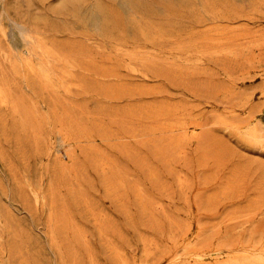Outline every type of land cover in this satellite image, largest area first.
Segmentation results:
<instances>
[{
	"label": "rangeland",
	"instance_id": "374dc122",
	"mask_svg": "<svg viewBox=\"0 0 264 264\" xmlns=\"http://www.w3.org/2000/svg\"><path fill=\"white\" fill-rule=\"evenodd\" d=\"M0 264H264V0H0Z\"/></svg>",
	"mask_w": 264,
	"mask_h": 264
},
{
	"label": "bare ground",
	"instance_id": "6f19581e",
	"mask_svg": "<svg viewBox=\"0 0 264 264\" xmlns=\"http://www.w3.org/2000/svg\"><path fill=\"white\" fill-rule=\"evenodd\" d=\"M66 159V158H65Z\"/></svg>",
	"mask_w": 264,
	"mask_h": 264
}]
</instances>
